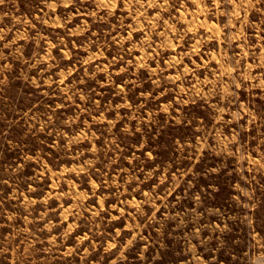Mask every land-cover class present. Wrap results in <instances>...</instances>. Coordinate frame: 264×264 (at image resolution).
Returning <instances> with one entry per match:
<instances>
[{"label":"rangeland","instance_id":"obj_1","mask_svg":"<svg viewBox=\"0 0 264 264\" xmlns=\"http://www.w3.org/2000/svg\"><path fill=\"white\" fill-rule=\"evenodd\" d=\"M0 264H264V0H2Z\"/></svg>","mask_w":264,"mask_h":264},{"label":"clouds","instance_id":"obj_2","mask_svg":"<svg viewBox=\"0 0 264 264\" xmlns=\"http://www.w3.org/2000/svg\"><path fill=\"white\" fill-rule=\"evenodd\" d=\"M0 2H2V0H0Z\"/></svg>","mask_w":264,"mask_h":264},{"label":"trees","instance_id":"obj_3","mask_svg":"<svg viewBox=\"0 0 264 264\" xmlns=\"http://www.w3.org/2000/svg\"><path fill=\"white\" fill-rule=\"evenodd\" d=\"M220 259H222V258H220Z\"/></svg>","mask_w":264,"mask_h":264}]
</instances>
